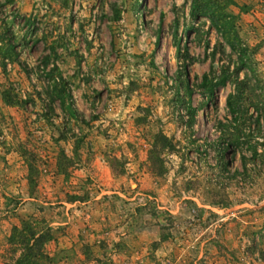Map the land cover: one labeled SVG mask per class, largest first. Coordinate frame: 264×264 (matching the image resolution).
Listing matches in <instances>:
<instances>
[{
	"label": "rangeland",
	"instance_id": "rangeland-1",
	"mask_svg": "<svg viewBox=\"0 0 264 264\" xmlns=\"http://www.w3.org/2000/svg\"><path fill=\"white\" fill-rule=\"evenodd\" d=\"M190 3L0 0V264L30 217L47 264H264V0L225 5L249 70L211 96L235 55Z\"/></svg>",
	"mask_w": 264,
	"mask_h": 264
},
{
	"label": "trees",
	"instance_id": "trees-1",
	"mask_svg": "<svg viewBox=\"0 0 264 264\" xmlns=\"http://www.w3.org/2000/svg\"><path fill=\"white\" fill-rule=\"evenodd\" d=\"M231 4V0H225V3L219 0H191L189 5V15L192 20L197 19H205L209 22V26L212 27L221 37L224 45L227 49L235 55L234 61H232L233 69L229 70V65H225L219 72V78L211 85L208 82L207 74H201V82L200 85L204 88L205 92L208 93V96L212 95V89L215 86L223 85L226 80V75H238V73L242 70H249V65L246 57V49L240 46L236 34L233 29V17L229 16L225 13V5ZM176 20L173 21L174 27L176 26ZM173 41L175 38V30H173ZM175 49L177 51V56L179 55L180 48L175 44ZM204 48H208V43L204 45ZM5 50L6 53L12 52L13 46L10 43L7 44L5 49L0 48V52ZM183 51L186 52V48H183ZM214 50H212L211 57H214ZM186 54V53H185ZM3 57V56H2ZM186 56H183V59ZM44 63V62H43ZM46 63V61H45ZM3 64L0 63V67L2 68ZM212 67V66H211ZM20 68L25 70V67L20 64ZM181 71L183 74L185 73V66L182 65ZM25 74H27L25 70ZM185 75V74H184ZM246 75V74H245ZM209 84V85H208ZM184 89L185 94H187L186 101V110L188 111L189 118L187 120V125L190 127V124L193 120L194 109L190 107V99L189 94L191 92L190 86L186 83L184 79L182 85L179 86ZM240 90V87L235 86V91ZM227 97L225 99V105L229 111V113L234 114L235 112V104L231 102ZM73 115V113H72ZM160 145L162 149L170 150L172 149V145L170 141H168L164 136H159ZM22 153L25 155L24 150ZM222 152H219V157L221 158ZM149 162H151V166L157 167L162 162L159 159L158 154L152 155L149 152L147 156ZM28 166V173L26 176V181L29 186V192L35 186V175H32L33 166L31 165V159L25 160ZM66 161V160H65ZM69 163V161H66ZM219 166V165H218ZM223 166V165H222ZM221 166V167H222ZM157 174H161V171H157ZM70 200H75V197H70ZM52 240V234L50 228L45 225V223L41 219H34L30 217L29 219L20 220L18 227H12L10 230V235L8 237L9 244H13L15 249L18 251L17 258L13 261L12 264H47L49 257L45 254L43 248L49 241Z\"/></svg>",
	"mask_w": 264,
	"mask_h": 264
},
{
	"label": "crops",
	"instance_id": "crops-1",
	"mask_svg": "<svg viewBox=\"0 0 264 264\" xmlns=\"http://www.w3.org/2000/svg\"><path fill=\"white\" fill-rule=\"evenodd\" d=\"M20 75V74H19ZM0 238H3L1 235H0ZM64 240V242H65V244L63 245V246H66L67 244H68V240H66V239H63Z\"/></svg>",
	"mask_w": 264,
	"mask_h": 264
},
{
	"label": "built area",
	"instance_id": "built-area-1",
	"mask_svg": "<svg viewBox=\"0 0 264 264\" xmlns=\"http://www.w3.org/2000/svg\"><path fill=\"white\" fill-rule=\"evenodd\" d=\"M6 66L8 67V64H6Z\"/></svg>",
	"mask_w": 264,
	"mask_h": 264
}]
</instances>
